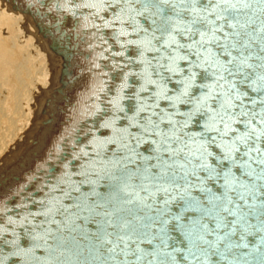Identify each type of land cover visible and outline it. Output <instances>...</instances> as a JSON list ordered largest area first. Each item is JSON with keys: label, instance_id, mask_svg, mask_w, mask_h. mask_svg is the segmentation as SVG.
<instances>
[{"label": "bare ground", "instance_id": "bare-ground-1", "mask_svg": "<svg viewBox=\"0 0 264 264\" xmlns=\"http://www.w3.org/2000/svg\"><path fill=\"white\" fill-rule=\"evenodd\" d=\"M116 3V7L112 8L103 6V0H39V3L35 0H0V264H56L55 260H51L53 256L57 258V247L65 246L62 249L64 253L68 248L74 249V255L81 251L79 248H83L82 243L75 244L68 239L67 245H63L56 239L46 242L49 246L46 251L35 250L36 257L30 255L38 241L48 234V226L55 227L52 221L54 215L49 207L51 209L56 205L59 200L56 193L58 190L59 194L65 192L71 180L81 184L91 183L88 190L83 191V187L82 192L78 193V186H75L72 188L73 193L69 194L71 200L78 197L90 205V209L104 203L103 194L95 193L98 199L91 197L93 199L89 200L97 184H103L99 190L104 192L105 181L110 185L115 180L110 192L118 202L125 181L136 186L140 184L139 179L138 182L133 179L137 175V162L129 167L123 165L120 176L113 177L119 168V158L131 154L128 143L133 144L136 136L142 140L147 134L137 131V126L141 125V113L146 112L143 117H150V111L156 112L150 106L156 103L148 102L143 94L136 96L142 87L141 80L148 75L139 68H146L142 63V60L146 61L143 58L144 46L141 52L130 43L129 46L124 45L127 37L123 28L128 25L121 22L117 14L118 9L125 7ZM129 19L133 20L131 16ZM126 31L130 42L131 35L127 28ZM118 52L125 58L123 55L115 58ZM149 56L151 62L158 61L163 65L168 62L167 57L173 59L171 54L160 55V58ZM136 61L141 62V66ZM196 75L197 79L201 76L198 73ZM183 81L182 87L185 86ZM131 84L136 89L134 91L131 88L128 92L134 91L135 99L127 102L128 99L124 100L128 96L119 90L121 86L127 88ZM197 84L195 95L208 92L202 86L203 81H197ZM173 86L171 83L169 88ZM95 89H104L108 102L113 106V115L109 116L107 110L110 121H113L114 115L126 118L124 125L123 120L112 122V126L116 124L113 128L116 133L110 129L109 121L103 118V91L98 93ZM116 90L119 93H115ZM216 92H209L207 102L203 101L204 96L194 97L191 102H187L188 105L183 104L178 114L180 119L195 108L193 125L197 128L187 132L192 134L201 131L198 139L205 142L203 149L192 145L197 140L190 143L196 155L201 153L203 156L205 150L211 148L213 154L210 157H213L223 149L219 154L220 159L213 158L211 164L207 160L193 161L192 168L197 161L198 164L203 162L208 168L201 170L200 180L193 183L200 188L201 180L204 179L210 184L208 189L211 190L190 189L191 198L196 204L223 192L217 186L221 183L225 185V177L244 178L241 175L244 171L241 163H229L231 156L239 161L232 144L233 137L239 133L230 131L228 143L210 144V140L214 139L210 131L216 129L220 117L223 116L226 122L224 111L219 108L225 98L216 96ZM180 94L178 91L177 95ZM161 106L166 108L165 114L171 112L165 104ZM120 109L124 112H120ZM239 110L237 108L235 111ZM210 117H215V120ZM130 118L134 124L129 123ZM232 127L240 128L241 125L232 124ZM161 145H165L162 138L153 135L139 150L143 156L156 159L160 155ZM121 146L122 151L118 153ZM100 159H103L102 163ZM94 167H98L100 170L97 171L100 172L85 176ZM97 176H102L98 182L95 181ZM214 186L215 190H212ZM177 201L178 205L170 210L169 215L160 218L174 226L177 221L170 223L173 220L170 217H181L176 227L185 234L187 227L196 222L192 219L196 215L189 212L187 216L186 213L191 211L188 210L187 201ZM162 205L158 203L157 207L161 208ZM192 207L197 212L201 210L196 205ZM72 215L67 211L62 212L59 230L68 224ZM89 228H85L86 231ZM72 231L74 229L70 227L64 232L69 235ZM251 232L246 235L244 243L248 244V251L252 249L250 253L254 257L247 264H264V245H260L261 240H264V232ZM190 249L187 240L185 251L189 256ZM47 253L49 262L44 263L43 258ZM215 260L216 257L211 255V264ZM219 264L227 262L221 261Z\"/></svg>", "mask_w": 264, "mask_h": 264}, {"label": "snow or ice", "instance_id": "snow-or-ice-1", "mask_svg": "<svg viewBox=\"0 0 264 264\" xmlns=\"http://www.w3.org/2000/svg\"><path fill=\"white\" fill-rule=\"evenodd\" d=\"M143 3L144 9L138 14L155 9V14L163 15L165 20L171 19L170 13L178 4L186 6L181 11L192 13L189 26L175 31L189 38L195 32L200 37L194 41L198 46L194 54L200 61L197 66H206L205 78L211 76L214 81L206 87L224 89L216 92V96L225 98L219 108L228 121L223 116L220 119L225 135L229 131L239 133L233 137L232 144L236 158L242 162L241 175L247 179L225 177L223 192L196 204L190 189L196 187L192 178L199 181L200 177L191 167L193 159L186 151L187 143L176 148L171 147L172 141L161 145L157 164L144 168L142 176L133 177L140 180L139 186L125 181L120 189L123 203L135 206V211L129 208V214L122 215L124 208L118 205L109 208L105 203L90 210L96 224L100 257L103 264H154L159 254L153 255V249L141 245H152L159 238V246L167 247V241L160 237L164 228L155 231L157 223L163 225L167 221L155 218L152 213L158 203L168 205L186 200L188 210L195 211L193 205L201 209L199 216L192 217L196 222L185 231L195 264H204L203 258L209 252L216 257L213 264L220 261L241 264L243 253L234 249L248 247L244 241L246 235L252 234L251 230L264 232V0H143ZM176 14L179 16V12ZM194 44L178 47L192 49ZM248 88L257 95L249 97ZM236 108L240 110L237 112ZM210 119L214 121L215 117ZM233 123L241 127L233 128ZM196 159L200 160L201 156ZM199 167L203 170L207 166L202 162ZM97 216L99 220L95 219ZM170 219L177 221L175 227L182 218ZM181 258L187 260L189 256Z\"/></svg>", "mask_w": 264, "mask_h": 264}, {"label": "water", "instance_id": "water-1", "mask_svg": "<svg viewBox=\"0 0 264 264\" xmlns=\"http://www.w3.org/2000/svg\"><path fill=\"white\" fill-rule=\"evenodd\" d=\"M35 1L39 3V0H35ZM94 1H97V0H94ZM133 1L132 0H103V6L109 5L112 8H115L117 4L116 2H118L120 6L125 7L122 10L118 9V14H117V15H120V18L118 19L121 22H124L129 26V27L125 26L123 28L126 34V37H127V43H125L124 45L129 46V43H130V45L134 46L136 49H139L141 52L143 49L142 46H144L143 58L146 61L142 60V63L146 65V68L145 67H139V68H141L142 73L148 74L147 76L143 75L146 77L141 80L142 87H141L140 92L137 93L136 96L143 94L148 102H155L156 105L150 106V107L154 108L156 112L150 111L149 114L151 118L143 117V114H147V113L142 112L141 113L142 119L140 122L141 125L137 126V123L135 122V125L138 127L137 131L139 132L141 131V133H144V134L147 133L146 135L142 137V140L144 141L145 139V141L142 143V140L139 138V136H136V138L133 140L134 142L133 144L128 143L127 146H130L131 154L127 156H121L119 158V162H118L119 168H118L116 175L113 178L120 176L123 165H125V167L126 165L129 167V165L137 162V164L135 165L136 168L138 169L141 168L140 170L137 169V175L142 176L144 168H146L149 165L157 164V160L155 158L152 159L150 156L147 157V155L143 156L142 152H140L139 150L142 144L149 141L153 135L156 136V138H159V139L162 138L165 145H167L169 141H172V144H171L172 148L182 147L185 143H187L188 149H186V151L190 150L187 152L190 155V157L193 159V161L197 160L196 159L197 156H201V159H200L201 161L207 160L210 164H211V160L213 161V158L215 160H219L220 159L219 154L221 155V152L223 151V149H221L220 152L216 154L215 156L210 157L211 154H213L211 148L206 149L205 150L206 153L203 156L201 153L199 155H196V153L194 152V148L193 149L191 148L193 147L192 145H195V144L201 147L202 149L205 146V142L202 143L198 139L199 137H201V131L194 132L192 134L187 132L188 130L191 131L192 128L196 127V125H193V110H195V108H192L193 110L189 111L184 117L180 119L178 115L180 113V109L183 106V104L188 105L187 102L196 96H204L203 101L207 102L208 98L210 97L209 92L211 90L209 87H205L204 85H212L214 83L211 76H208L207 78H205L206 73L204 71V68L206 66H202V67L197 66V64H199L200 61H198L197 56L194 54L195 51L198 50V46L194 44V41H198L200 39L199 35L193 32V34L191 35V38H189L187 35H182L180 32L175 31V28L184 29L189 26V22L192 19V13L188 11H181V9L185 8L186 6L178 4L176 7V10L170 13L171 19L165 20L163 15L155 14L156 12L155 9H149L148 11L144 12L142 15L138 14L144 9L143 0H141V2L139 3H137L136 0H133ZM161 7H165V6H161ZM129 8H131L132 10L128 11ZM108 10L110 11V9ZM177 12H179V16H177L176 14ZM130 16L133 18L134 21L129 19ZM194 27H199V25H196ZM126 28L128 29L131 35L132 40L130 42L128 39V33L126 31ZM134 41H135V44H134ZM186 44H194V47L192 49H188L185 47H178V45H186ZM149 54L152 55L154 58L155 57L160 58V55L171 54L173 56V59H170L169 57H167L168 62L163 65L159 63L158 61L151 62ZM122 55L123 54H121V52H118L117 55H115V58H120ZM184 57H187V59H185ZM135 63L140 64L141 66V62L136 61ZM139 68L137 70H139ZM197 73L201 74L202 77L200 76V78L197 79L196 78ZM183 80H185L184 87L180 86L182 82H184ZM197 81H203L204 85L202 86L208 91L206 94L199 93L195 95V93L197 92L196 87H198ZM171 83L174 86L169 88ZM99 87L101 88V86ZM252 87H256V85H253ZM131 88H133L134 91L136 89L134 88V86H132V84L128 86L127 88H123L121 86V89L119 90V92L128 96L124 101L128 99L127 102L128 101L130 102L135 99V94H133L134 91L128 92V90L130 91ZM223 90L224 89L218 88L212 91L220 92ZM247 90L249 91L250 94H253L252 96L249 94V97H255L257 95L255 92L251 91V88H248ZM102 91H103V100H105L102 103L103 104V118L109 121L108 125L110 126V129L114 133H116V131L113 130L116 124L112 126L113 124L112 122L117 121V120L118 121L123 120L125 121L123 123L124 125L126 124V118H120L114 115L113 121H110L108 119L107 110L110 112L109 116L113 115V106L108 102L107 97H106V92L104 91V89ZM102 91L100 89H95V92H98V93ZM178 91L181 92L179 96L177 95ZM116 92L118 91L116 90L115 93ZM170 94H172V96H170ZM245 101L247 102V99ZM161 104H165L171 109V112L168 115L165 114L166 108L164 106H161ZM157 105H159V107H157ZM120 112H124V111L120 109ZM175 113L177 115H175ZM225 116H226L225 120L227 122L228 116L227 115ZM128 121L129 123L134 124L133 119L130 118ZM192 125L193 127H191ZM163 127H167V128L162 130ZM204 127L206 128V126ZM201 128L203 129V126H201ZM159 129L161 130L159 131ZM225 131L226 130L224 128V123L221 122L220 120V122H218L216 129L210 131V133L212 134V137L214 138V139L211 138L212 140H210V144L220 145L221 143H224V144L228 143L227 137L230 135V131L228 132L227 135L224 134ZM193 140H197V141L192 143L191 145L190 143L193 142ZM104 141H106V139H104ZM116 144H118V142H116ZM133 146H134V150H132ZM121 151H122V146L119 148L118 153H120ZM165 155L167 154L165 153ZM229 156H231V154ZM234 159L235 158L231 156V161L229 163L235 164V165L242 163L240 162L241 161L240 159L239 161L234 160ZM100 161L102 163L103 159H100ZM199 165L200 164H198V161H197V163H195L192 168L198 175H200V172L202 170L199 167ZM105 167H107V164ZM98 169H99L98 167H94L93 170H91L90 173L86 174L85 176L89 177L92 173L100 172V171H97ZM206 169L208 168H205L203 170H206ZM130 171H131V168L128 171V173ZM101 177L102 176H97L95 181L98 182ZM192 179L193 181H195L194 178ZM241 179H247V177H244ZM138 181L139 180L137 179V182ZM115 182L116 181L114 180V183L109 185L108 184L109 182L106 180L105 185H104V189H105L104 192H100L99 190V188L103 186V184H97L96 187H94V193L89 195V198H90L89 200L93 199L91 197H96L95 199H98L97 195H94L95 193L99 195L103 194L104 195L103 200H104V203L107 205V207L110 208L113 205H118L119 207H122L125 209V211L121 214L128 215L129 213L127 212V209L132 208L133 211H135V206L126 205L123 203V193L122 192H120L119 194V202L117 201L118 200L117 198L115 197L112 198L110 191H112L115 185ZM78 183L80 182L71 180V185L68 189L65 190V192H61L59 194V190H58V193H56L59 199L58 202L55 203L56 205L52 206L51 209L49 207V210L54 215L52 221L55 223V227L52 228L51 226H48V234L44 236V239L38 241L35 248L31 252L32 254L30 255H34L36 257L35 250H39V251L45 250L46 251L47 248L49 247L48 243H46L47 241L59 239L60 241L59 243L63 245H67L68 239H71L74 241L75 244L77 242L82 243L81 247L83 248H79L81 249V251L77 249L76 251H79V252L74 255V251H75L74 249L68 248L67 252L64 253L62 252V249H65V246L57 247V252H58L57 258L53 256L51 261L55 260L56 264H103V260L101 259L99 251H98V248H99L97 244L98 234L96 231V224L92 222V216L90 214V210H91L90 205H87L86 202L83 203L78 197H76V199L71 200L72 196H69V194L73 193L72 188L75 186H78L77 192L79 193V192H82L83 187H85V189L83 190L85 191L91 188L92 185L90 182L83 183V184L81 183L78 184ZM194 184L196 185V187L192 189L196 191L201 190V189L203 190L204 188L208 189L210 186V184L206 183L204 179L201 180L200 188L198 187L199 185H197L196 183ZM215 187L216 186H214L212 190H215ZM217 187L218 189L224 191L223 183H221ZM75 195L76 194H74V196ZM66 196H69V197L67 198ZM13 197L14 195L12 196V198ZM8 200H10V197ZM176 201H173L168 205H162L161 208H158L156 205V210L152 213V215L155 218L159 217V220H162L160 218L161 216L163 217L164 215H169L170 210L173 207H176L178 205L177 202L179 201L177 202ZM66 204L68 205V207H66ZM99 210L100 209H98L97 211ZM66 211L67 213H72L73 215L70 217V221L68 222V224L62 227L60 231L59 230L61 226L60 218L62 217V212L66 213ZM189 212H194L196 216H199L201 210H198V212L188 211L186 213L187 216L189 215L188 214ZM95 219L99 220L100 217L97 216L95 217ZM175 222L176 220L170 221V223H175ZM75 226H76V229H75ZM89 226L90 228L86 231L85 228ZM210 226L211 225H209V227ZM70 227L74 229V231H72L71 234L69 235H65L64 231H66V229H69ZM160 227L164 228V231L160 233V237H162L163 239L167 241V247L159 246V238L154 239L152 245H149L147 243H144L141 245L142 248L153 249V255L159 254V258L154 262V264H195V260L191 256H189L185 251L186 244H187V238L184 232L180 228L176 226L174 227L167 223L163 225H160L159 223H157L155 227V231L158 232ZM234 239H238V237ZM262 240L260 242V245H262ZM174 248L180 249L181 251H174L173 250ZM258 249H259V246H258ZM234 251L243 253L241 264H247V262L253 259L252 257H254V255H251L250 251H248L247 248H240V251L238 249H234ZM166 253H170V256L165 255ZM182 256H189V259L183 260L181 258ZM210 258H211V253L209 252L207 257L203 258L205 262L204 264H211ZM149 259H152V257L150 256ZM43 262L44 263L49 262L48 253L46 254L45 258H43ZM25 263H28V261Z\"/></svg>", "mask_w": 264, "mask_h": 264}, {"label": "rangeland", "instance_id": "rangeland-1", "mask_svg": "<svg viewBox=\"0 0 264 264\" xmlns=\"http://www.w3.org/2000/svg\"><path fill=\"white\" fill-rule=\"evenodd\" d=\"M1 39H2V37H0ZM35 70V69H34ZM35 72V71H34ZM3 90H5V89H3ZM6 91V90H5ZM1 115V114H0Z\"/></svg>", "mask_w": 264, "mask_h": 264}]
</instances>
